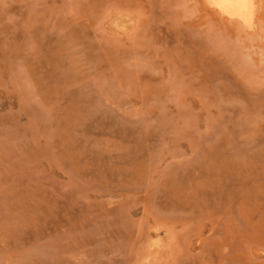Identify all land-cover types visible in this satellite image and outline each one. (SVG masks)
I'll return each instance as SVG.
<instances>
[{"label":"rangeland","instance_id":"1","mask_svg":"<svg viewBox=\"0 0 264 264\" xmlns=\"http://www.w3.org/2000/svg\"><path fill=\"white\" fill-rule=\"evenodd\" d=\"M257 5L0 0V264H264Z\"/></svg>","mask_w":264,"mask_h":264},{"label":"bare ground","instance_id":"2","mask_svg":"<svg viewBox=\"0 0 264 264\" xmlns=\"http://www.w3.org/2000/svg\"><path fill=\"white\" fill-rule=\"evenodd\" d=\"M206 1L215 10L225 15L228 19L232 20L231 21L232 23L234 21L235 23H239L250 29H254L255 25L257 26L256 23L257 20L255 21V15L260 10L259 6L257 5V0H206Z\"/></svg>","mask_w":264,"mask_h":264}]
</instances>
